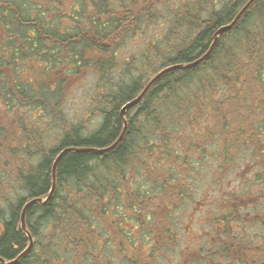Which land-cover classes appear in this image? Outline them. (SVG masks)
Here are the masks:
<instances>
[{
    "label": "trees",
    "instance_id": "16d2710c",
    "mask_svg": "<svg viewBox=\"0 0 264 264\" xmlns=\"http://www.w3.org/2000/svg\"><path fill=\"white\" fill-rule=\"evenodd\" d=\"M249 1L230 0L206 18L200 3L177 4L164 40L120 65L119 49L159 13L160 1L0 0L2 258L14 260L29 246L23 208L49 195L53 163L66 148L82 151L59 162L52 199L28 210L34 245L18 264H155L179 250L180 213L189 207L188 218L200 200L192 182L201 168L192 178V161L215 162V189L229 170L260 164L264 155V0H255L200 64L162 75L127 112V130L115 148L86 149L114 144L124 129L122 107L163 69L203 57L216 31ZM134 71L141 76L134 78ZM85 72L97 76L91 112L102 120L86 134L85 123H69L62 142L47 150L39 121L50 113L68 123L59 107L69 81ZM20 190L28 197L14 202L10 194ZM254 229L262 232L259 224Z\"/></svg>",
    "mask_w": 264,
    "mask_h": 264
},
{
    "label": "flooded vegetation",
    "instance_id": "af4514ba",
    "mask_svg": "<svg viewBox=\"0 0 264 264\" xmlns=\"http://www.w3.org/2000/svg\"><path fill=\"white\" fill-rule=\"evenodd\" d=\"M258 161L241 165L239 188L229 181L215 199L213 193L194 203L190 220L198 233L192 243L182 235L177 264H264V155Z\"/></svg>",
    "mask_w": 264,
    "mask_h": 264
},
{
    "label": "rangeland",
    "instance_id": "374dc122",
    "mask_svg": "<svg viewBox=\"0 0 264 264\" xmlns=\"http://www.w3.org/2000/svg\"><path fill=\"white\" fill-rule=\"evenodd\" d=\"M156 2L157 0H152ZM160 1V10L158 14H154L152 17H149L146 21H144L136 32L132 33L125 44L119 49L118 58L120 65H123L125 62H128L133 57H138L142 53V51L150 44L151 42H155L156 40H164L167 33L173 26V22L177 17L178 11L177 4L187 5L190 3H200L205 9V13L203 15L206 18L209 15L210 11L220 10L227 4L230 0H158ZM138 61V60H137ZM153 76V71L148 72ZM134 78H139L141 74L134 73L132 74ZM153 78V77H152ZM97 76L85 72V75L81 78L76 79L75 81L70 80L68 85L66 86V93L63 98V102L60 104L59 111L63 114V116L67 119L68 123L64 125L63 119L54 118L50 113H46L41 121H39L40 130L45 133L43 137V142L45 144V148L47 150L55 148L62 142L64 135L66 134V129L70 124H86L85 134L94 131L98 128V125L101 122V117L99 113H92V97L95 94V90L97 88ZM63 97V95H62ZM47 121V122H46ZM23 125L27 126V123ZM17 132H14L16 136L20 135V131L18 129V125H15ZM28 127V126H27ZM37 127V126H36ZM16 131V130H15ZM35 147V146H34ZM214 147V145H212ZM206 156L196 157L192 161V168L197 170V172L192 174V178L199 174V170L201 168L200 174L202 173L201 178L198 177L194 182H192V189L194 190L193 196L195 199H202L206 196H210V194L215 193L213 196L211 195V199H215L217 194L221 191V187L215 186L214 188L211 186V177L215 176L217 173L214 172L215 166L212 164L215 163L212 160L201 161ZM34 160L31 162L33 163ZM55 162V161H54ZM239 160H236V163ZM54 164V163H53ZM205 165V166H204ZM241 165H246V162ZM237 166L234 170H229L225 175V182L223 185L227 184V182L232 183V187L239 188V182L234 181L238 180L237 177L242 170H245V166ZM203 166V167H201ZM243 167V168H242ZM218 177V176H217ZM215 178V177H214ZM242 179V178H240ZM223 188V187H222ZM224 189V188H223ZM213 190V191H212ZM12 200L17 201L16 197H28V193L25 191H19V193L10 194ZM203 198V199H204ZM189 207L185 206L180 213V222L183 225L189 226L188 230L184 228L185 238L187 243H192V241L196 238V233H198V228L191 224V214L186 218L189 212ZM162 218L163 216L160 215ZM198 217H200L198 215ZM202 217V216H201ZM178 222V220H177ZM176 221L173 223H177ZM203 222V221H202ZM191 227V228H190ZM254 232V229H251ZM183 249V248H182ZM185 249V246H184ZM184 251V250H183ZM175 258V259H174ZM174 259V260H173ZM179 259L178 251L175 252L171 258L167 261L163 262L162 260H158L155 264H177Z\"/></svg>",
    "mask_w": 264,
    "mask_h": 264
},
{
    "label": "water",
    "instance_id": "95a60500",
    "mask_svg": "<svg viewBox=\"0 0 264 264\" xmlns=\"http://www.w3.org/2000/svg\"><path fill=\"white\" fill-rule=\"evenodd\" d=\"M255 0H250L246 5L245 7L239 12V14L237 15V17L233 20L232 23L228 24V25H225L221 28H219L215 35H214V41H213V44L211 46V48L209 49V51L203 56L201 57L200 59L190 63V64H176V65H173V66H170L166 69H163L158 75H156L148 84L147 86L145 87V89L142 91V93L137 96L135 99L129 101L128 103H126L122 109H121V112H120V117L121 119L123 120V123H124V129H123V132L122 134L120 135L119 139L114 143L112 144L111 146L109 147H106L104 149H86V151H93L95 153H105V152H108L110 150H112L113 148H115L119 142L123 139L125 133H126V130H127V126H128V123H127V120H126V114L127 112L134 106H136L142 99L143 97L145 96V94L148 92V90L151 88V86L162 76L164 75L165 73H167L168 71L170 70H175V69H187V68H192L194 66H197L198 64H200L202 61H204L210 54L211 52L213 51V49L215 48L216 44H217V41L219 39V36L221 34H223L224 32L226 31H229L231 30L235 25L236 23L241 19V17L243 16V14L245 13V11L251 6V4L254 2ZM76 151H82L80 149H76V148H66L64 149L63 151L60 152V154L58 155V157L56 158L54 164H53V167H52V180H53V186H52V189L51 191L49 192V195L46 197V198H34V199H31L29 200L26 205L24 206L23 208V211H22V214H21V228H22V231L28 236L29 240H30V243H29V246L27 247L26 250H24L16 259L14 260H11V261H6L4 258H2L0 256V264H18L19 261L24 257L26 256L32 249L33 245H34V239L32 237V235L30 234V232L28 231L27 229V224H26V215H27V212L28 210L31 208L32 205L38 203L40 205H46L53 197L54 195V192H55V189H56V186H57V168H58V165H59V162L61 161V159L69 152H76Z\"/></svg>",
    "mask_w": 264,
    "mask_h": 264
}]
</instances>
